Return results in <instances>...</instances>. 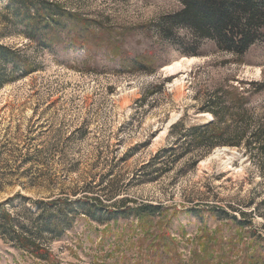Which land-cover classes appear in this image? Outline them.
<instances>
[{
    "label": "rangeland",
    "instance_id": "1",
    "mask_svg": "<svg viewBox=\"0 0 264 264\" xmlns=\"http://www.w3.org/2000/svg\"><path fill=\"white\" fill-rule=\"evenodd\" d=\"M44 1L73 15L63 19L69 36L50 33L51 48L30 40L16 7L0 0V44L36 68L0 87V202L18 192L87 196L118 218H69L50 237L48 261L0 235V264H264V153L252 156L244 144L193 149L156 180H136L172 146L173 124L211 122L199 109L208 96L264 77L263 48L237 58L169 23L180 0ZM189 57L198 60L166 69ZM251 106L264 116V91ZM145 204L162 207L153 216L122 213ZM31 206L19 196L8 209L26 223Z\"/></svg>",
    "mask_w": 264,
    "mask_h": 264
},
{
    "label": "trees",
    "instance_id": "2",
    "mask_svg": "<svg viewBox=\"0 0 264 264\" xmlns=\"http://www.w3.org/2000/svg\"><path fill=\"white\" fill-rule=\"evenodd\" d=\"M180 2L182 9L170 16L169 23L191 28L198 37L212 40L220 50L229 52L237 58L243 57L255 46L264 50V0H180ZM15 7V14L26 26V36L30 40H37L45 47L51 48L56 41L49 38L53 30L65 28L67 36L70 35L71 29H67L63 19L66 17L72 21L73 15L58 4L44 0H8L6 8ZM72 43H75L74 39ZM1 63L4 68L0 67V87L36 71L33 65H28L19 50L3 44H0ZM238 84L241 85L236 86L233 83L226 88L220 87L201 104L199 107L201 112L212 113L211 122L194 124L189 128L183 119L173 124L170 133H176L177 136L172 146L159 150L148 163L144 164L140 173L136 175V180L140 182L156 180L164 167L168 168L193 149L209 150L220 145L244 144L252 156L257 152L264 153V116L258 117L251 106L252 98L264 91V77L258 80H241ZM228 133H232L229 140L223 139ZM178 146L181 148L183 146L181 152H178L180 151L177 149ZM27 150L29 147H26ZM29 153L31 152H27L26 157L31 159ZM19 196L30 200L32 205L28 209V216L33 219L28 218L26 223L21 222L8 209V204ZM161 207L152 204L128 206L122 213L153 216ZM105 208L107 210L103 207L98 209L87 196L75 199L49 197L33 200L18 192L0 202V235L15 242L20 249L34 258L48 261L52 255V249L48 244L50 237H59V233L68 228L69 218L76 214L95 219L118 218V210L108 206ZM82 210L83 212H80Z\"/></svg>",
    "mask_w": 264,
    "mask_h": 264
},
{
    "label": "bare ground",
    "instance_id": "3",
    "mask_svg": "<svg viewBox=\"0 0 264 264\" xmlns=\"http://www.w3.org/2000/svg\"><path fill=\"white\" fill-rule=\"evenodd\" d=\"M184 60H185L184 61L185 63H182L181 61H179L177 63H174L173 66L171 65V66L167 67L166 69L169 70L171 72V74H176L178 71L185 69V66L187 64H193L198 59L196 57H189V58H185ZM257 72L260 73L261 71L258 70ZM209 115H211V114L208 112H203L201 114L202 117L209 116Z\"/></svg>",
    "mask_w": 264,
    "mask_h": 264
}]
</instances>
